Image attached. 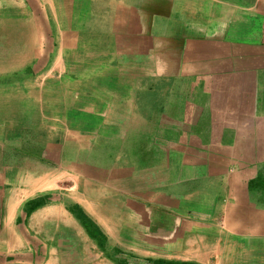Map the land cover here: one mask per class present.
Masks as SVG:
<instances>
[{
	"label": "crops",
	"instance_id": "crops-1",
	"mask_svg": "<svg viewBox=\"0 0 264 264\" xmlns=\"http://www.w3.org/2000/svg\"><path fill=\"white\" fill-rule=\"evenodd\" d=\"M181 1L187 6L186 19L200 27L187 33L180 55L179 95L185 102L177 111L166 112L162 107L143 111L145 105L130 103L121 87L128 82L109 75L115 50L104 53L92 42L93 49L78 44L75 48L82 47L81 52L72 54L73 46L66 42L44 45L50 28L42 1L32 0L30 7L29 0L23 2L22 9L7 7L0 16L12 18L21 35L23 26L18 23L27 20L26 15L44 19L38 28L28 23L31 31L20 36L19 45L26 49L16 61H27L31 55L33 66L47 67L51 58L54 66L68 67L65 85L67 74L74 73L76 97L73 107L58 105L64 119L86 112L91 118L106 119L107 133L113 129L114 140L106 147L124 152L113 153L106 172L98 170L96 179L104 183L99 197L106 205H93L88 213L124 254H133L132 264L163 261V246L170 262L264 264V0ZM155 8L151 19L163 18L161 7L158 12ZM82 10V0H76L75 11L79 15ZM158 30L156 25L155 36L161 39V24ZM161 64L162 57L155 60V67ZM159 88L160 84L156 97L162 100ZM11 112L0 111V120H11ZM11 125H3L0 134ZM78 167L75 163L76 176L82 175ZM61 171L63 167L60 176ZM14 207L8 200V215L18 212ZM70 214L65 206L49 204L35 205L29 212L30 228L39 232L53 222L61 236L59 241L42 239L48 251L43 263L108 264L100 259V245L90 236L89 247L83 248L82 239L77 243L75 238L68 255V224L81 235L83 229L76 221L71 223Z\"/></svg>",
	"mask_w": 264,
	"mask_h": 264
},
{
	"label": "rangeland",
	"instance_id": "rangeland-1",
	"mask_svg": "<svg viewBox=\"0 0 264 264\" xmlns=\"http://www.w3.org/2000/svg\"><path fill=\"white\" fill-rule=\"evenodd\" d=\"M27 1L0 0V15L7 7L22 9L23 2ZM29 1L28 7L32 4V0ZM36 1L33 0L34 4ZM40 1L47 6L44 15H48L49 24L42 18L41 21L33 20L26 15L27 20L21 19L22 22L18 23L19 27L23 26L22 35L12 18L6 20L0 16V104L4 102L0 111H12L11 120L4 117L0 120V128L12 122L10 128L0 134V181L3 180L0 184V264H44L48 251L42 239L59 241L61 236L53 222H47L39 232L30 228L29 212L40 204L65 206L72 213L69 215L71 223L76 221L82 225L81 235L75 231L74 225L68 224V255L75 248V238L77 243L82 239L83 248L89 247L90 236L100 245L101 260L108 264H132L133 254L129 257L124 254L123 247L110 241L88 213L93 205H106L99 197L104 193V183L97 180L96 175L99 171L106 172L108 163L113 162V153L121 155L124 151L107 149L108 141H113L115 134L113 129L107 133L110 128L106 126V119L91 118L86 112L82 113L83 117L73 112L64 119L63 110L59 111L58 105H74L76 75L68 73V84L65 85L68 67L54 66L51 58H47L46 63L51 65L47 67L33 66L31 55L27 61H16L15 58L24 55L22 53L26 49L25 45L19 46L23 42L20 36L25 37V33L31 31L29 24L33 23L34 28H38L44 22L50 28L44 34V45L53 43L59 46L66 42L73 46L72 54L81 52L82 47L92 48V42L98 43L100 47L96 48L104 53L115 50L113 55L116 58L110 62L113 68H110L109 75L112 80L116 76L124 77L120 83L128 82L121 87L124 94L128 93L130 103L145 105L143 111L162 107L166 112L177 111L185 102V97L181 95L180 98L179 95L182 86L178 74L180 55L187 33L200 26H193L186 19L187 6L181 0H162L160 5L158 0H82L83 10L79 15L75 11L76 0ZM160 7L163 18L151 19L154 8L158 12ZM159 24L161 39L154 32L156 25L159 31ZM78 44L82 47L75 48ZM154 45L157 50H154ZM161 57L162 64L155 67V60ZM159 84L162 100L155 92ZM177 89L178 94L175 93ZM45 94L51 98H41ZM25 101L38 105L27 108ZM99 119L102 123L98 122ZM75 163L79 164L82 175H75ZM8 200L13 201L14 209L18 210L15 215L7 213ZM166 247H162L164 262L147 264H190L167 261L165 258L170 254H167ZM93 250H97L96 246ZM27 254L29 261L26 260ZM147 257L154 255L147 253Z\"/></svg>",
	"mask_w": 264,
	"mask_h": 264
}]
</instances>
